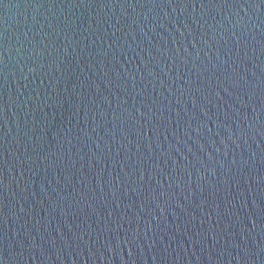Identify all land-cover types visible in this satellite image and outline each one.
Returning <instances> with one entry per match:
<instances>
[{"label": "water", "instance_id": "obj_1", "mask_svg": "<svg viewBox=\"0 0 264 264\" xmlns=\"http://www.w3.org/2000/svg\"><path fill=\"white\" fill-rule=\"evenodd\" d=\"M0 264H264V0H0Z\"/></svg>", "mask_w": 264, "mask_h": 264}]
</instances>
